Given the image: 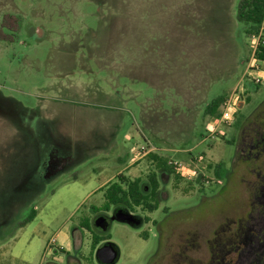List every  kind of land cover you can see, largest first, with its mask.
Instances as JSON below:
<instances>
[{"label": "rangeland", "instance_id": "obj_1", "mask_svg": "<svg viewBox=\"0 0 264 264\" xmlns=\"http://www.w3.org/2000/svg\"><path fill=\"white\" fill-rule=\"evenodd\" d=\"M202 2L0 0V101L28 128L16 134L0 117V264H98L95 253L107 242L120 249L117 264H264V150L258 161L238 160L247 119L264 103V80L255 84L257 73L247 72L259 31L249 33L233 14L235 44L225 47L222 36L215 48L219 62L223 54L229 64L194 57L198 72H182L183 97L171 98L166 110L145 92V68L159 64L157 38L173 32L160 7L173 28L188 31ZM190 42L183 53L191 51ZM204 44L200 50L210 60ZM241 84L250 100L232 126L212 135L206 107ZM39 123L75 158L55 174L36 162L47 154H39ZM15 142L21 151L11 167ZM149 153L171 162L202 157V175L194 181L158 175L159 209H128L143 220L141 228L114 222L107 232L96 229L98 216L119 208L104 211L101 191L119 175L140 179L142 191L150 192ZM21 178L23 187L15 184ZM94 237L110 240L94 251Z\"/></svg>", "mask_w": 264, "mask_h": 264}, {"label": "crops", "instance_id": "obj_2", "mask_svg": "<svg viewBox=\"0 0 264 264\" xmlns=\"http://www.w3.org/2000/svg\"><path fill=\"white\" fill-rule=\"evenodd\" d=\"M198 0H192V2H196ZM205 2L201 3L202 6H198L197 11L194 14V19L196 24L189 27H184L188 29V31L185 30H179L178 28H173L174 22L168 18L167 11H164L163 7H160V11L165 14L166 16V21L168 24H171V29H173L172 34L167 35L164 33H161L160 36L157 38V52H158V61L159 64H157L155 67L150 63L147 67L145 68L144 71V84H145V92L147 99L149 100L150 103L155 102L157 106L162 107L164 110L169 108L168 104L169 101H174L171 100V98H176L178 96H182L183 94L181 93V90L183 92L182 86L179 85L181 83L182 77L187 76V74H183L182 72L189 71L192 72L193 70H196L198 72L199 70V62L195 63L194 57L199 59L198 57L201 56L202 60L201 62L205 63L206 65L208 62H212V60L217 63H221L222 61V66L229 64L231 61V57H229V60L224 59V55L221 54V61L219 62V56L220 54H216V47L219 46L218 44V37L221 38L222 36L226 38L225 40V47L230 43V41L234 40L235 44V38H234V32L237 29V27L232 29V15L234 14V20L237 22V9L234 11L235 5H239L240 0H204ZM234 11V12H233ZM232 12V13H231ZM168 16V17H167ZM231 17V18H227ZM165 21V22H166ZM185 19L181 18L178 23L184 22ZM206 23L205 29L202 31L203 34L201 33V24ZM177 31V32H176ZM171 40H170V39ZM187 39H191L190 42V52L183 53V45H186L185 43L187 42ZM204 40H208L213 42L211 45L209 44H204ZM207 46L209 50H211V53L208 54V57H210V60L204 59L205 55L202 54L200 46L203 45ZM214 45V46H213ZM187 46V45H186ZM211 46V47H209ZM202 47V46H201ZM173 49V51L171 50ZM203 50V49H202ZM225 52V50H224ZM185 55L189 56L192 58L190 62L184 61ZM184 56V57H183ZM213 56V57H212ZM239 60V59H238ZM226 61V62H225ZM191 62L194 64H191ZM190 63V64H189ZM240 65V64H239ZM182 66V67H181ZM181 67V69H180ZM170 74V75H169ZM191 74V75H190ZM231 74V73H230ZM191 77H193V73H189ZM169 76V78H167ZM181 79V80H180ZM190 85L192 83L190 82ZM199 86V85H198ZM197 86V87H198ZM195 86L191 87L192 92L197 91L199 92V88ZM230 93L225 94L224 97L228 96ZM221 96V95H220ZM217 96L216 98L220 97ZM215 98V99H216ZM213 99V100H215ZM212 100V101H213ZM0 104H5L8 105L7 100L5 102L0 101ZM18 105V104H17ZM3 106V105H1ZM171 106V105H170ZM183 106L179 107L182 111H185V109H182ZM173 109V106L170 107ZM184 108V107H183ZM188 108V107H187ZM188 110V109H187ZM167 112L161 113L162 116L163 114ZM178 113V112H177ZM168 116V115H167ZM0 117L7 120L11 124L12 130L18 134L21 132H24V130L28 129L21 126V121L22 117L21 115H18V113L10 112V113H5L0 110ZM161 117V116H159ZM176 117V115L174 116ZM16 122V125H13L14 122ZM14 148L12 151H10V156L11 158L14 159L11 167H17V158H18V152L21 150H17V142L13 143ZM16 170V168H11V172ZM7 172V171H6ZM16 185L19 184L18 186L23 187L24 180L21 178V180L15 183ZM15 187V185H14Z\"/></svg>", "mask_w": 264, "mask_h": 264}, {"label": "trees", "instance_id": "obj_3", "mask_svg": "<svg viewBox=\"0 0 264 264\" xmlns=\"http://www.w3.org/2000/svg\"><path fill=\"white\" fill-rule=\"evenodd\" d=\"M264 9V0H240L237 9V19L245 27H247L249 33H257L259 31L260 24L262 22ZM256 58L264 62V36L258 45L256 51ZM226 97L220 96L213 100L205 109L204 114L209 116L211 120H217L220 115V109L223 101ZM250 100V99H248ZM264 120V103L261 107L254 112V114L247 119L245 125L244 135H248L253 131L257 130L262 121ZM249 127V128H248ZM147 158L152 162L155 171L149 176L150 192L145 194L141 188L140 179L134 181L127 180L124 176L119 175L117 181H114L107 185L104 190V204L103 210L109 212L112 207H119V209L132 210L136 207L141 208L144 211L153 213L159 209L161 202L160 198V183L158 175L167 174L175 175L176 179L180 176L176 174L171 160L161 157L155 153H149ZM222 165L215 168V175L217 178H221ZM95 211H98L95 208ZM36 211L34 210L28 221L31 222L36 217ZM83 227L89 229V224L86 222ZM145 240L148 239L147 235L142 236ZM110 238L102 239L94 237L93 239V250L95 251L103 241H108Z\"/></svg>", "mask_w": 264, "mask_h": 264}, {"label": "built area", "instance_id": "obj_4", "mask_svg": "<svg viewBox=\"0 0 264 264\" xmlns=\"http://www.w3.org/2000/svg\"><path fill=\"white\" fill-rule=\"evenodd\" d=\"M264 36V9L262 22L259 27L258 34L254 38L257 39V44L254 46L253 53L250 58L249 68L247 70L248 74L251 76L252 72H256V76H252V82L255 84H262L264 80V75H260L262 67H264V62L256 58V51L259 43ZM248 99L247 90L241 85L226 96L225 100L222 103L220 109L219 118L212 122L211 134L214 135L217 133L221 127H230L234 123L235 117L240 107L243 106ZM175 172L183 180L194 181L201 177V168L204 166V159L202 157H196L194 161L184 162L175 160L171 162Z\"/></svg>", "mask_w": 264, "mask_h": 264}, {"label": "flooded vegetation", "instance_id": "obj_5", "mask_svg": "<svg viewBox=\"0 0 264 264\" xmlns=\"http://www.w3.org/2000/svg\"><path fill=\"white\" fill-rule=\"evenodd\" d=\"M40 126L42 125L39 123L38 127L40 130H38V132L41 134V140L43 144L40 146L39 154L41 156V153L45 151H47V154L44 158H37L36 162L38 166L44 165L47 168L48 173L54 172L55 174V172L62 171V169H65L67 166H69L75 161V158L72 156L70 148L67 147L66 143L54 136L51 127L47 128L45 126ZM263 130L264 124L262 125L261 123L257 130L245 135L244 138H242L241 145L239 146V161H244V163L258 161L257 157L260 155V151L264 150ZM237 169H239V167L235 168V174ZM43 176L47 175L44 174ZM231 176L234 177L233 175ZM114 211L112 210V214Z\"/></svg>", "mask_w": 264, "mask_h": 264}, {"label": "water", "instance_id": "obj_6", "mask_svg": "<svg viewBox=\"0 0 264 264\" xmlns=\"http://www.w3.org/2000/svg\"><path fill=\"white\" fill-rule=\"evenodd\" d=\"M8 105L0 104V110L5 113L12 112ZM241 109L243 106L240 107ZM114 222L129 225L134 229H139L143 225V220L140 217L132 215L128 210H115L112 216L101 215L94 220V226L100 231L107 232ZM98 264H117L120 259V249L111 242L105 243L97 249L95 253Z\"/></svg>", "mask_w": 264, "mask_h": 264}]
</instances>
